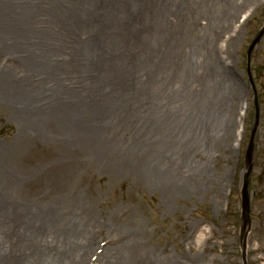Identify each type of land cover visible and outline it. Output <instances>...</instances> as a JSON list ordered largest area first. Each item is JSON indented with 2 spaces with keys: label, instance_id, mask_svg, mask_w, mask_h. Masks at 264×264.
Segmentation results:
<instances>
[{
  "label": "rangeland",
  "instance_id": "rangeland-1",
  "mask_svg": "<svg viewBox=\"0 0 264 264\" xmlns=\"http://www.w3.org/2000/svg\"><path fill=\"white\" fill-rule=\"evenodd\" d=\"M56 1L69 3L65 9L81 8L80 14L67 11L59 16V24L55 20L53 24L52 16L36 12L41 7L46 12L49 4L44 8L32 0L39 7L31 10L28 0H14L11 11L7 0L0 4V228H4L0 262L8 264L18 254L22 262L39 256L45 239L26 224V215L37 209L48 212V227L41 229L50 235L52 255L58 256L60 264L80 258L73 240L90 225L93 229L86 235L96 243L95 254L86 257L91 264H98L108 237L123 228L134 231L162 259L172 257L187 264H264V38L250 66L259 99L258 117L247 74L248 48L264 28V0H238L237 4L234 0L236 15L232 22L224 17L220 26L212 27L217 39L210 42L211 47L198 29L209 24L215 0ZM75 22L81 23L75 28ZM53 25H58L59 34L52 31ZM62 33L77 45L70 47L67 39L63 49L58 43ZM199 48L209 70L219 66L214 57L223 59L220 66L228 76L221 84L205 77L197 82L198 95L211 85V90L217 87L219 99H212L207 107L215 115L209 133H201L204 142H190L184 150V164L190 169L188 192L164 211L162 195L144 188L132 172L125 175L111 169V157L116 154L105 140L113 132L121 144L117 154L126 156L133 150L132 138H142L145 127L155 138L161 133L158 126L162 135L179 127L185 131L186 124L200 133L196 109L193 112L182 104L178 116L179 107L173 104L185 100L188 89L168 84L171 77L191 79L190 63L196 61ZM159 80L164 82L163 90ZM115 94L118 98L130 94L138 103H118L112 97ZM11 98L37 133H28L25 121L20 124L10 117ZM150 106L161 108L159 121H154L151 111L146 115ZM225 110L230 135L217 140L222 123L218 120ZM121 112L125 115L118 121L123 126L116 124ZM250 141L255 146L254 167L245 194ZM115 169L120 170L118 165ZM96 225L99 230L94 229Z\"/></svg>",
  "mask_w": 264,
  "mask_h": 264
},
{
  "label": "bare ground",
  "instance_id": "bare-ground-1",
  "mask_svg": "<svg viewBox=\"0 0 264 264\" xmlns=\"http://www.w3.org/2000/svg\"><path fill=\"white\" fill-rule=\"evenodd\" d=\"M37 1L41 4L43 3L42 5L44 6V8H46L47 4L51 5L50 7H47L45 9L47 13L43 11L42 7L38 8L39 6L34 5L32 0H28L31 10H34L33 8L35 9L38 8V10L36 11L37 13L40 14L42 12L48 16H52V18L50 19H53V24L55 21H56V24H59V16L60 17L64 16V14L67 11L73 12L75 14H80V12L78 11H80L81 8H78L76 6H71L69 9H65V7H67L69 3L65 5L64 3L58 4L56 0H37ZM46 1H48L49 3H45ZM13 2L14 0H7L10 11L12 7L11 3ZM238 2L239 1L237 0L236 4ZM233 3H234V0H218V1L215 0L213 4L211 3L210 9L212 8H216V9L213 13L209 12L210 13L209 24L206 23L204 27H200L198 29V31L202 30L201 33L199 34L201 35V37L204 38L206 42V46L209 45V47H211L210 42L217 39V35H216L217 33L214 34L212 27L220 26L221 21L223 22L224 20V17L230 18V21L232 22L233 15H236L233 9ZM0 4H1V0H0ZM205 10L206 9H200L199 11H205ZM33 12L34 11H31L32 15L36 14ZM40 20H42V18H40ZM79 23L81 22H75V28H76V25ZM16 27L18 28L19 26L16 25ZM56 28H58V25H53L52 31L56 34H59L56 31ZM20 30H23V29H20V28L17 29V31H20ZM64 32H67V31H64ZM44 36L50 37L51 34L44 33ZM67 39H69L70 47L72 45H77L76 43L77 41L75 39H71L69 37L66 38V34L62 33L61 37L59 38L58 43L63 44V49L67 46L66 44ZM2 40H0V43H3ZM201 46L202 45L200 43L199 47ZM160 48L161 46L159 45V49ZM172 50H174V48H172ZM202 50L203 49L199 48V54L196 55V58L193 59L196 61H192L190 63L189 76L191 77V79L187 81V80H182V78L177 79L176 77H171L172 80L171 82L168 83L170 86H172V88H175V89L179 87L188 89V92L185 96V100L181 98L179 100H176V102L178 101L177 103H173V104L177 105L176 107H179V111L176 112L178 116L182 112L181 108L182 106H184L182 104L187 105L189 108L192 109L193 112L196 109L197 118L200 119L201 121L200 122V129H201L200 133L193 132V129H191V127L188 126V124H186L185 127L187 128H184L185 131H183V129H180L182 127H179L177 128V130H171L167 135H166V132L162 135V131H161L162 126L161 127L158 126V128L156 129L161 133L155 138V136L151 134V132L147 131L146 130L147 128L145 127L144 128L145 134L142 138H132L135 141L134 144L132 145L133 150L130 152L131 153L130 155L125 156V155L117 154V151H120V148L118 147V145H121L120 139L116 138L115 135H112L114 134L113 132L110 133V131L108 130L106 132V133L111 134L109 135L111 136V138L108 136V138H106L105 141L107 142L109 147L113 150V152L115 151V154H116L114 157H111L112 159L111 163H113V166H110L111 169L115 170V172H118V171L124 172L125 175L127 172H132V174L134 175L136 179L143 181L144 188L150 187L151 189H154L155 192H157L159 195H162V202L160 203V206L164 211L169 209L171 205L170 203L174 199L178 200V198H180L181 195H186V193L188 192L190 188V186L188 185V183L190 182V177H188L190 169L187 165L184 164L185 162L184 150L186 149V145H188L190 142L199 141V140L200 142H202L203 140H205V138L203 139L202 135H206L207 133H209L208 127L210 124H212V116L215 115L213 114V112L209 111L207 107L211 103L212 99H214L215 102L219 99V91L217 87H214L211 90L212 88V85H211L208 89V92L198 95L197 94L198 85L200 87V83L197 84V82H199L200 80H203V77H205V79L207 78L209 82L216 81V83L219 82L221 84V82L225 83L224 79L227 78L226 76H228L227 69H225L226 73H224L222 71L223 68H221L224 66L223 65L220 66L223 59L221 60L218 58L216 59V57H214V54H212V56L215 58L220 68L218 65H216L218 66V68L215 67L213 70H209L206 63L202 62L203 60L201 58V56H203V53L201 52ZM182 52H183V56H186L185 54L186 51L183 50ZM212 56H210V58ZM42 71L44 70L42 69ZM2 79H3L2 82L4 86L5 77L2 76ZM115 79L121 82L118 78H115ZM158 82L161 83V89L163 90L165 88L164 82L160 80ZM134 85H135V81L130 84V87L134 88ZM5 90L7 91L8 95H10L12 98H15V96L9 90H7L6 88ZM23 93H25V91ZM112 97L116 98L118 100V103H121V104H124V103L127 104V103L134 102V101H137L138 103V99L133 96L131 99L130 94L122 95L121 98H118L117 94H115V96H112ZM12 98L9 99V104H10V109H11L10 117L13 118L15 122H20L21 124V122L23 123L25 121V117L22 113H20V108L16 105V102ZM189 102H191L190 105H189ZM113 103H115V101H113ZM171 105L172 104H169L168 106H171ZM140 107H143V106L141 105ZM150 107L151 108L149 109L148 113L145 111L147 113L146 115L147 116L151 115V112H152L153 115H155L153 117H156L154 121L155 122L159 121L161 119V113H162L161 108H158L156 106H150ZM113 108H116V107H113ZM140 110L144 111L142 109ZM243 112L244 110H242V114ZM124 113L125 112L118 113V115L116 116L117 125H120V126L125 125L124 123H120L118 121L119 118L123 117L122 114ZM201 113L202 115L204 114L205 115L202 118H199ZM227 113H228L227 110L223 111L221 119L218 120L220 122L222 121L223 125L221 123V125L218 127V133L216 134L217 140L218 138L221 140H224L230 135L231 125L229 124V122H227L228 120ZM45 115L47 114L45 113ZM216 116L219 118L218 113H216ZM182 117H185V115H183ZM31 118L32 117H30V119ZM109 118H111V116H109ZM124 118L126 119L127 117L124 116ZM138 118H136L135 120L139 121ZM144 119H146L145 116L143 117V120ZM25 122L27 124L26 130L28 133H35V132L37 133V128H35L34 124H31V122H28V121H25ZM222 127H223V131L220 132ZM166 129L168 128H165L164 131H166ZM189 131L191 133H189ZM222 134L223 136H221ZM191 137H194V138L190 139ZM122 147H125V146H122ZM139 149H140V152H138ZM175 149L177 151H181V150L182 151L176 152L174 151ZM138 157H141V158H138ZM120 159H122V163L120 162ZM121 164H123L122 167L120 166ZM116 165L119 166L120 170L115 169ZM26 208L28 209V207ZM27 209L23 211L28 212ZM17 214L19 213L17 212ZM47 214L48 212H41L40 210L36 209L30 212L28 215H26V224L29 225V227L32 229V231L34 232L33 234H37V235L39 234L43 236V238L45 239V243L42 246L43 248L40 247L38 250L40 253L39 256L36 257L35 255L32 258V260L22 262V259L20 257L21 254H18L17 256H14L15 258L12 257L14 258L12 259L13 261L12 262L10 261L8 264H60L58 256L52 255L50 235L45 234L43 232V230L47 229L48 227L49 216ZM33 217H35V219H33ZM28 219L29 220L33 219V220L29 222ZM23 223L25 225V221ZM83 223H87V220H84ZM187 228H185L187 231L186 233H190V231L187 230ZM90 229H93L92 225H90V227H88L84 231L85 232L84 235L82 234L80 235V232L78 231L80 229L77 230L78 231L77 238L78 236L79 238L76 240H73V242L76 243L74 247V251L75 253H78L80 255V258H78L77 260H74L73 264H91L90 261L92 260L88 258L86 262V257L90 253L95 254L96 251L94 250V247L96 243L94 240L92 239L90 240L87 238L88 235L86 234L89 233ZM94 229L99 230V226L96 225ZM3 231H4V228L3 227L0 228V234H3ZM119 231L120 232L118 233L111 234L112 239L108 237V240L106 241L107 245L104 249V252L102 253L101 256L97 258L96 263L98 264H187V263H180L177 261L175 262L173 258L170 256H169L170 259H166V258L162 259L160 255L157 254V252L152 251L151 249H149L147 245H145L141 241V239L139 240L137 234L134 231L131 232V230H128L126 228H123ZM71 236H72V239L75 238L73 234H71ZM187 237H190V234H188L186 238ZM183 241H185V237ZM0 264H7V263L1 260Z\"/></svg>",
  "mask_w": 264,
  "mask_h": 264
},
{
  "label": "water",
  "instance_id": "water-1",
  "mask_svg": "<svg viewBox=\"0 0 264 264\" xmlns=\"http://www.w3.org/2000/svg\"><path fill=\"white\" fill-rule=\"evenodd\" d=\"M264 35V29L262 30V32L259 34L258 38L254 41V43L252 44L251 48H250V52H252V50L254 49V47L258 44V42L261 40V38ZM252 149V147H251ZM251 151V150H250ZM250 171H251V167H250ZM248 179H249V173L246 175L245 178V187L247 189V185H248Z\"/></svg>",
  "mask_w": 264,
  "mask_h": 264
}]
</instances>
